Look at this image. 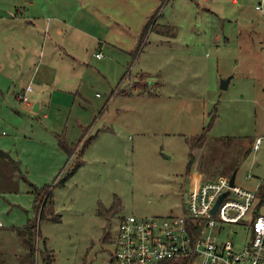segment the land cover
<instances>
[{
	"label": "rangeland",
	"instance_id": "obj_1",
	"mask_svg": "<svg viewBox=\"0 0 264 264\" xmlns=\"http://www.w3.org/2000/svg\"><path fill=\"white\" fill-rule=\"evenodd\" d=\"M50 1L57 16L66 11L72 28L64 24L62 35L31 33V50L42 51L48 63L49 54L60 60L61 102L46 107L45 92L35 110L36 92L28 94L30 105L16 97L26 83L25 89H4L3 97L0 92V148L14 150L10 154L22 161L27 179L21 177L15 191L0 192V234L36 218L30 184L45 187L68 175L64 185L53 187L59 221L38 222L39 251L52 252V264H112L121 217L182 215L193 185L236 169V185L255 189L264 178V142L253 150L254 139L264 141V0ZM96 8L112 14L110 24L80 17L94 16ZM149 20V36L134 60V52L125 51L137 45ZM55 41L64 56L84 64L69 68L71 60L51 53ZM100 50L103 58L96 56ZM231 75L229 89H220ZM66 127L75 143L85 134L82 153L71 163L57 146L56 133ZM251 172L255 177L248 180ZM115 203L118 209L106 212ZM20 236L0 237L6 264H31ZM37 264H44L43 256Z\"/></svg>",
	"mask_w": 264,
	"mask_h": 264
},
{
	"label": "built area",
	"instance_id": "obj_2",
	"mask_svg": "<svg viewBox=\"0 0 264 264\" xmlns=\"http://www.w3.org/2000/svg\"><path fill=\"white\" fill-rule=\"evenodd\" d=\"M30 92L32 86L19 98L30 102ZM263 142L257 138L253 150ZM230 180L223 175L193 186L182 215L121 217L113 264H264V178L251 190Z\"/></svg>",
	"mask_w": 264,
	"mask_h": 264
},
{
	"label": "crops",
	"instance_id": "obj_3",
	"mask_svg": "<svg viewBox=\"0 0 264 264\" xmlns=\"http://www.w3.org/2000/svg\"><path fill=\"white\" fill-rule=\"evenodd\" d=\"M42 1L43 0H0V23H4V25L0 26V92L2 94L1 97L5 96L7 91L10 92L13 87H16L18 85L22 86V88L25 89L26 86L24 84L26 83L28 84L27 87L29 86L33 87V93L36 92L35 94L39 97L37 98V100L39 101H36L39 104L38 111L41 109L40 107L42 105V101L40 100L41 95L43 94L44 96L45 92H48L49 94V99L45 102L46 107H50L53 102H57L58 104L61 102V97H60V94L58 93L57 87H58V82L59 83L62 82L61 80L58 79L59 75H61L62 69L60 67L59 68L55 67L56 64L59 65L60 60H56L55 59L56 57L53 54L48 55L49 57V63H48L45 60V56L42 57L41 55L43 54L42 51L40 52L39 55L36 53L34 54L32 52L31 48H32L33 42H31V38H30L31 33L38 32V31H48L49 35H51L52 33L51 31H53L55 33L58 32L59 34L62 35L65 28L63 30L61 29L63 28L64 24H67L68 27L72 28L70 26V23L67 21L68 17H67L66 11H63L62 13L63 17L57 16V14H59V8H56L55 6H53L52 1L50 0L47 1L44 7L42 6ZM79 1L84 4L88 2L90 3L94 2V0H79ZM233 1L234 3H239L237 0H233ZM84 4L82 5L84 6ZM90 7L92 6H89V8ZM95 7L96 6L92 8H95ZM80 17H83V18H93L94 17L95 21L97 22L105 21L104 24H107L110 22V17H112V14L108 15V13L102 12L100 8H96L94 16H89L87 12H84V15ZM78 32H79V35L83 34V35L89 36L87 32L80 31V30ZM142 33L138 34V39H137L138 43L137 45H135L136 47L134 46L133 49L129 48V51L124 50L125 52L129 54L131 53V51H133L134 60L139 57V55L144 49L143 46L145 45V42H143L142 44L140 43L142 40ZM72 34H75L74 30L72 31ZM174 35L175 34L173 33L171 37H173ZM72 36L73 37L71 39L75 40L76 36L74 35ZM55 45L56 47L54 48ZM60 46H61L60 42L55 41L53 45V52L51 53L56 54V52H58L59 54L57 56L61 60H63L64 58L71 60L72 62L68 63L69 68L75 69L77 66H80L82 61L80 60L81 61L80 62L75 56L70 55L67 52H66V56H64L65 54H62V52L60 51ZM114 47L116 48L117 51L122 50L116 47L115 45ZM42 48H44V46H42ZM17 52L20 53V56L17 59H14V53H17ZM48 53H50V51ZM98 54H102V57H98ZM96 56L98 58H103L104 54L100 50V52H98ZM62 63L63 61H61V64ZM82 64H84V62H82ZM49 66L50 67L52 66V68L56 70L55 75L51 74L52 69H49ZM4 89L7 90L6 93ZM25 90H24V93H25ZM69 92H73V91H69ZM56 93L59 94L58 97L55 96ZM122 93L126 94L128 93V91L126 90V91H123ZM139 94L141 96L146 95V93H143V91L139 92ZM148 94L150 96H153V92L151 90L149 91ZM20 95L22 94L18 93L16 97L18 98ZM61 96H64V94H62ZM4 102L5 101L3 100V103ZM3 103L0 102V106H3ZM26 103L27 105L31 104V102H26ZM76 123L78 127H80V129L84 127L79 119H76ZM56 135H57V146L59 147L62 153L68 155L67 162L71 163V161L74 158H77L78 154L82 153L81 152L82 148L79 145L82 143V140L85 137L84 132L82 133V136L77 139V141L79 140L78 141L79 143L77 141H76L77 143H75L73 141V136L70 134H67V127H66V132L63 131L62 134L56 133ZM257 138H261V137H257ZM62 140L64 141L65 144H68V146H70L71 149L74 148V150L70 154L66 153L64 149L62 148L61 146ZM90 146L91 145L89 144V147ZM4 148H7V149L2 148L3 149L2 150L0 148V151L7 152L13 160L20 163L21 171L19 172L14 167L13 163H11V159H8L6 157L2 158L0 156V192H5V190H11V189H13L12 191H15L17 187L20 185L19 181L21 177H23V163L21 160L18 161L14 157H12L10 152L14 150L12 148H9V145L8 147H4ZM197 177L198 176L196 175L194 179L197 180L198 179ZM199 184L200 182L197 183L196 185H199ZM196 185H193V186H196ZM7 235H9V237L18 236V239L21 237L18 231L15 230V228L14 229L10 228L7 231L6 235L0 234V237H3L6 239ZM11 241H14V239H11ZM22 251L24 252L23 247H22Z\"/></svg>",
	"mask_w": 264,
	"mask_h": 264
},
{
	"label": "trees",
	"instance_id": "obj_4",
	"mask_svg": "<svg viewBox=\"0 0 264 264\" xmlns=\"http://www.w3.org/2000/svg\"><path fill=\"white\" fill-rule=\"evenodd\" d=\"M156 15H157V13L153 17H156ZM153 17H152V19H153ZM151 27H152V20H149L143 29L142 40L140 42L141 44L143 42H145V39L149 35L148 32L150 31ZM200 137H203V135H200ZM192 141H193L192 146H195L194 138ZM61 146L64 149V151L66 153H69V154L74 150V148L71 149V147L68 146V144H65L63 140L61 142ZM248 152H249V154L251 153L250 151H248ZM247 154L248 153H246V155ZM0 156L2 158L6 157L8 159H11V163H13L14 167L19 172L21 171V167H20L21 164L16 162L15 160H13L7 152L0 151ZM79 167H80V164H77L72 173H74ZM24 179H25V181H27L26 178H24ZM67 179H68V175H67V178H64L58 182V177H57L52 182V185H46L45 187H37V186L35 187L33 184H30V186L32 187L31 193L34 194V196H35L34 209L36 212V218L35 219H29L26 226H24L22 228H18V233H19V235L24 234V236H25V241L27 242V244L29 246V250H30L31 264H37L38 258H40L42 256L44 258V264H52L55 260L53 253L50 252L49 250H46V252L39 251V246H38L39 240L38 239H40L41 232H40V227L38 225V222L46 220V219L59 221V217L53 216L55 214V212H54L55 210H54V206H53V204H54L53 203V201H54L53 200V197H54L53 187H55L57 185H64L67 182ZM261 197L264 198V193L262 194ZM118 206H119L118 203H115L109 210H106V212H108L109 214L114 213L115 210L118 209ZM102 213H103V210L100 212V214H102ZM112 239H113V241L111 242V245L114 246V244L116 243L115 242L116 239L115 238H112ZM0 264H6L5 257H3V254L1 252H0ZM112 264H113V261H112ZM170 264H178V263L171 262Z\"/></svg>",
	"mask_w": 264,
	"mask_h": 264
},
{
	"label": "water",
	"instance_id": "obj_5",
	"mask_svg": "<svg viewBox=\"0 0 264 264\" xmlns=\"http://www.w3.org/2000/svg\"><path fill=\"white\" fill-rule=\"evenodd\" d=\"M233 78L234 76L231 75V76H228L227 78H222L221 80V85H220V89L222 90H227L229 89V86L230 84L232 83L233 81ZM39 109V104L37 103L36 106H35V110H38ZM238 170L239 169H236L233 174L231 175V180H230V184L231 186H234L235 185V182H236V179H237V176H238ZM226 194H224L219 200L218 202L216 203V206L215 208L213 209V213L216 212V210L218 209L219 205H220V202L222 201V199L224 198Z\"/></svg>",
	"mask_w": 264,
	"mask_h": 264
}]
</instances>
